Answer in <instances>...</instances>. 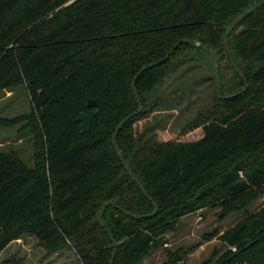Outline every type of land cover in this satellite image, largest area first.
<instances>
[{
    "label": "trees",
    "instance_id": "1",
    "mask_svg": "<svg viewBox=\"0 0 264 264\" xmlns=\"http://www.w3.org/2000/svg\"><path fill=\"white\" fill-rule=\"evenodd\" d=\"M228 37L243 80L232 69L222 38L251 0H0V93L22 86L30 113L0 116L15 130L0 141V252L23 236L47 253L69 248L80 264H140L187 214L214 204L225 213L244 209L264 193V0ZM181 40L172 54L158 63ZM217 58L218 99L213 62ZM222 62L231 71L223 76ZM135 82L142 110L131 83ZM182 111L194 107L197 87L210 96L195 108L181 139L157 141L140 122L153 114L156 95L169 79ZM172 94V96H173ZM97 107L90 129L76 118ZM181 100V101H180ZM198 100V99H197ZM123 160L152 203L124 170ZM32 142V166L20 156L24 134ZM245 200V201H244ZM229 249L208 264H264V206L218 237ZM161 264H178L173 253Z\"/></svg>",
    "mask_w": 264,
    "mask_h": 264
},
{
    "label": "rangeland",
    "instance_id": "2",
    "mask_svg": "<svg viewBox=\"0 0 264 264\" xmlns=\"http://www.w3.org/2000/svg\"><path fill=\"white\" fill-rule=\"evenodd\" d=\"M221 66L224 78L229 79L231 71L226 62H222ZM178 85L172 78L167 80L156 92V95L162 98V103L167 102V106L160 103L153 114L140 122L151 130L147 136L152 134L157 141L181 139L182 129L194 118L195 108L210 96L209 82L200 83L192 96V99H195L194 107L182 111L186 103L178 104L175 99L177 95L174 97L173 94V89ZM30 110L31 105L22 86L16 87L13 92L0 93L1 117L13 118L28 114ZM18 127L11 130L0 128V141L11 143L8 135L12 133V137L17 136L15 130ZM15 147L20 149V156L25 164L32 166L30 134L25 132L22 144ZM262 206L264 193L248 202L244 209L225 213L222 205L214 204L182 216L176 221L174 230L165 233L163 244L150 252L140 264H161L166 260L168 251L174 254L178 264H208L229 249L218 238L219 235L243 221L246 214H255ZM18 240L20 241H14L15 243L0 252V264H80L69 248L47 253L38 246L33 237L23 236Z\"/></svg>",
    "mask_w": 264,
    "mask_h": 264
},
{
    "label": "water",
    "instance_id": "3",
    "mask_svg": "<svg viewBox=\"0 0 264 264\" xmlns=\"http://www.w3.org/2000/svg\"><path fill=\"white\" fill-rule=\"evenodd\" d=\"M252 2V7L245 11L244 13L240 14L238 17H236L232 23L228 26V28L226 29L224 35H223V38H222V43H223V47H224V50H225V53L227 55V59L232 67V69L237 73V75L243 80L245 86L244 88L242 89V91H244L247 87V83H246V79L244 77V74L241 72V70L239 69V67L237 66V64L235 63L234 61V58L231 54V51L229 49V46H228V37H229V34L231 33V31L234 29V27L241 21L243 20L246 16L250 15L251 13H253L257 6H258V3H257V0H251ZM180 43H188L187 40H181V41H178L173 47L172 49L161 59L158 61V63H162L164 60H166L169 55L172 54L173 50L178 46V44ZM195 46L197 47H200L203 51H205L209 56L210 58L212 59V62H213V78H214V81H215V86H216V95H217V98L218 99H221V100H224V99H227V98H230V97H224L221 95V81H220V77H219V64H218V60L216 58V56L210 51L207 49L206 46L202 45V44H194ZM148 67H144L142 69H140L138 71V73L135 75V77L133 78L132 80V83H131V88H132V91H133V94H134V97H135V100H136V103H137V113L140 112L142 110V104L138 98V94H137V91H136V88H135V82L137 80V77L142 73L144 72L145 70H147ZM97 107V103L95 100H91V99H88L87 102H86V108L90 109L87 113H80L78 115V117L76 118V122L79 123V130L81 132H87L90 127H91V124H92V120H93V117L95 115V110L94 108ZM132 115H129L128 117H126L123 121H121L118 126L116 127L112 137H111V141H112V145H113V148H114V151L116 152V155L118 157V159L120 160L124 170L127 172L128 176L133 180V182L138 186V188L140 189V191L142 192V194L152 203L153 205V211L148 215V217H151V216H154L157 214V211H158V207L157 205L152 201V199L147 195L145 189L143 188V186L141 185V183L139 182V180L135 177V175L133 174V172L131 171V169L128 167V165L126 164V162L123 160V156H122V152L121 150L118 148L117 144H116V135L118 133V131L121 129V127L123 126V124L125 122H127L130 118H131ZM107 206H115V204L113 203H108V204H105L104 206L101 207L100 211H99V214H98V220H99V224L100 226L104 229V231L107 233L108 237L110 238L111 242H112V246H113V250H112V254H111V257H110V261L108 264H112L113 262V259H114V256H115V253H116V242L114 241L113 239V236L112 234L110 233V231L108 230V228L105 226L104 222H103V218H102V215H103V212L105 210V208ZM117 209H119L121 212H123L124 214H126L127 216H130V217H133V218H136V219H141V218H145L146 216H137V215H133L125 210H123L121 207L119 206H115Z\"/></svg>",
    "mask_w": 264,
    "mask_h": 264
},
{
    "label": "crops",
    "instance_id": "4",
    "mask_svg": "<svg viewBox=\"0 0 264 264\" xmlns=\"http://www.w3.org/2000/svg\"><path fill=\"white\" fill-rule=\"evenodd\" d=\"M16 241H20V240H15V242H16ZM15 242L13 241V242H11L9 245H11V244H13V243H15Z\"/></svg>",
    "mask_w": 264,
    "mask_h": 264
}]
</instances>
